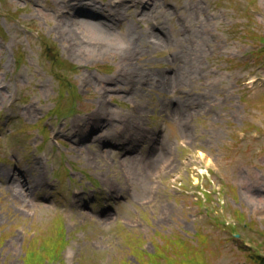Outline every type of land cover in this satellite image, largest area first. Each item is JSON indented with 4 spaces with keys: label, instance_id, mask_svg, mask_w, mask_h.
Here are the masks:
<instances>
[{
    "label": "rangeland",
    "instance_id": "374dc122",
    "mask_svg": "<svg viewBox=\"0 0 264 264\" xmlns=\"http://www.w3.org/2000/svg\"><path fill=\"white\" fill-rule=\"evenodd\" d=\"M2 1L5 3V0ZM110 1L74 0L70 3L96 8L100 12L99 2L108 4ZM173 1L185 4V7L191 1H198L200 12L195 14L192 8L188 16L187 10L182 12L171 4L170 11L163 12L161 19L165 21L161 27L166 32L168 42H160L153 50L142 48V38L136 41L135 35L141 33L145 23L138 28L132 21L136 11L128 10L129 3L120 5L115 11L119 18H125L121 27L113 22H105L107 25L104 26L96 19L93 21L86 17L85 21L93 23L90 27H81L77 21L72 26L63 20L59 28L55 29L58 21L54 19L53 0H26L29 6L20 2L18 9L22 11L17 21L9 20L10 11L5 19L3 13L0 14V25L7 34L5 42L0 39V124L9 122L5 132L11 133L10 140L13 139L16 144L12 146V151H19L24 158L22 163H28L26 179L29 187L35 186L33 191H28L21 177L2 176L3 172L14 174L12 168L1 170L0 242L7 238L2 247L3 252L0 253L1 264L4 263L3 259L6 263L10 262L7 264H20V241L24 233L29 230H47L56 218L55 214L65 220V228L71 238L70 249L76 258L94 249L99 251L98 257L93 259L96 262L110 256L109 264H135V255L139 254L138 250L144 245L150 254L142 255L146 263L149 260L161 261V257H166L169 252L174 259L173 252L176 255L186 248L187 258L197 253L189 264H259L252 259L251 250L262 252L263 247L259 244L264 245V67L251 73L245 83L248 90L239 82L245 72L241 68H226L227 57L241 45L234 37L239 33L241 23L237 8L245 0L230 8L224 6L227 0ZM230 1L232 3L234 0ZM259 2L264 4V0ZM25 4L26 8H23ZM158 4H163V0H158ZM59 7L56 6V9ZM85 12L88 14L90 10ZM257 14L254 17L257 21L256 32L262 23L261 19H264V13L258 10ZM184 15L188 16L185 23L181 19ZM165 17L173 20L167 24ZM24 21L31 28L37 26L43 37H48L47 40H40L42 47L52 45L61 58L64 54L80 65L89 66L108 61L114 66L131 69L128 74L140 71L138 61L131 66L123 63L118 56L115 61L113 52L118 54L120 48L131 54L134 48L145 50L146 56L140 59V63L148 66L165 63L170 54L176 55V63L181 62L179 85H173L172 79L164 80L160 87L149 81L146 85L140 82L132 87L130 93L114 92L103 96L107 109L113 115L111 118L117 119L115 123L122 124L121 127L115 129L107 126L98 130L93 125L96 130H83L73 124L77 118L74 116L67 128H58L52 132L67 142L63 152L69 155V159L73 162L76 159L80 167L87 164L90 173L100 175L102 171L99 179L105 181L108 188L97 199L96 209L93 204L94 212L89 211V206L85 205L90 199L70 196L66 184L55 190L47 185L55 176L51 174L48 165L51 160L42 161L43 153L32 155L28 140L19 134L22 129L32 131L31 124L52 108L48 97L56 93L52 77L41 69L42 54L35 41V33L28 34L27 40L23 35L19 22ZM188 24L191 26V38L185 34L175 40V33H185ZM205 31H210L209 35ZM80 37L84 43H81ZM190 39L194 42L191 43ZM149 40L158 43L155 38ZM15 44L25 53L26 66L13 73L12 51ZM101 45L106 46L103 48ZM63 49L67 53H79L82 60L75 55L68 56ZM206 56L212 57L210 64L205 61ZM86 71L85 75H89L85 80L88 88L80 84L79 93L89 89V98H92L93 92L99 94L102 89L111 88L106 86L105 81L113 77L111 74L114 70H111L110 76ZM59 79L64 84V96L60 100H66L65 94L71 83L69 74H61ZM94 79L101 80L99 85ZM126 79L129 80V77ZM253 80L254 86L249 88ZM112 97L124 101L125 106L112 105L109 102ZM139 110L143 116L139 123H148L150 114L154 120L156 118L149 125L150 131L144 143L129 137L137 117L134 113ZM55 117L61 119L60 115ZM165 120L169 128L163 131ZM121 132L122 137L117 140L124 141L128 149L137 152V160L142 159L139 152L146 153L149 148L155 150L149 169L155 183L134 163L121 161L118 156L122 154L109 150L102 153L103 148L112 149L113 135ZM99 137L101 140L97 142ZM0 140L3 144V138ZM89 148L95 152L90 153ZM98 153L100 156H96ZM55 164L60 168L59 180L74 167L71 163L65 166L60 155ZM42 171L46 180L39 188L37 181ZM203 174L208 180L203 179ZM114 175L125 183V193L129 199H114L109 187ZM221 177L226 192L215 193L211 199H197L200 192L196 186L201 185V180L212 190L214 184L218 189V178ZM70 180H73L72 177ZM57 192L67 199H59ZM115 200L124 204L113 209L111 205ZM232 208L240 209L243 218L250 217L252 220L250 227L237 224L234 228V231L243 234L245 245L235 242L231 237L234 231L224 225L225 220L233 221L234 216L239 215ZM40 239L44 241V237ZM175 242L185 247L174 246ZM160 246L162 248H158ZM213 250L216 251L213 253ZM40 264L61 263L59 257L52 256L44 258Z\"/></svg>",
    "mask_w": 264,
    "mask_h": 264
},
{
    "label": "bare ground",
    "instance_id": "6f19581e",
    "mask_svg": "<svg viewBox=\"0 0 264 264\" xmlns=\"http://www.w3.org/2000/svg\"><path fill=\"white\" fill-rule=\"evenodd\" d=\"M78 23H79V25H80L81 27H90V26H91L90 23L85 22V21H83V20H79ZM83 42H85V41H82L81 43H83ZM101 47H105V45H101Z\"/></svg>",
    "mask_w": 264,
    "mask_h": 264
}]
</instances>
